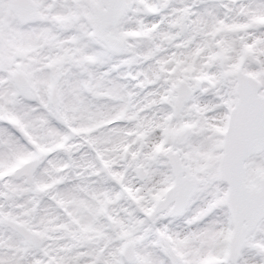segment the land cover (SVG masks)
Returning a JSON list of instances; mask_svg holds the SVG:
<instances>
[{
    "label": "snow or ice",
    "instance_id": "1",
    "mask_svg": "<svg viewBox=\"0 0 264 264\" xmlns=\"http://www.w3.org/2000/svg\"><path fill=\"white\" fill-rule=\"evenodd\" d=\"M0 264H264V0H0Z\"/></svg>",
    "mask_w": 264,
    "mask_h": 264
}]
</instances>
